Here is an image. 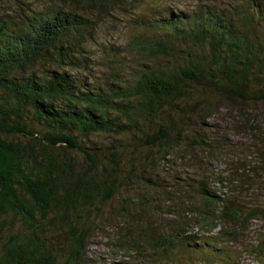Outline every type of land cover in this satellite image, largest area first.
I'll list each match as a JSON object with an SVG mask.
<instances>
[{"label":"trees","instance_id":"16d2710c","mask_svg":"<svg viewBox=\"0 0 264 264\" xmlns=\"http://www.w3.org/2000/svg\"><path fill=\"white\" fill-rule=\"evenodd\" d=\"M141 1L0 0V224L12 215L22 226L3 245L0 264L87 261L96 198L111 199L122 179L136 175L125 168L118 144L89 145L94 135L118 142L131 136L158 157L179 146L194 112L210 114L217 104L264 106V0L191 11ZM119 6L137 14L133 35L123 47L92 51L99 19ZM98 53L106 67L100 74L87 55ZM204 143L210 145L201 137L195 145ZM141 174L150 188L161 187ZM223 178L241 187L239 177ZM208 187L169 192L187 210L182 216L169 209L185 216L175 232L148 236L150 263L178 264L192 250L204 253L203 264H243L245 252L232 245L252 221H264V206L245 203L237 190ZM61 229L64 253L53 241ZM250 251L264 264L262 233Z\"/></svg>","mask_w":264,"mask_h":264},{"label":"rangeland","instance_id":"374dc122","mask_svg":"<svg viewBox=\"0 0 264 264\" xmlns=\"http://www.w3.org/2000/svg\"><path fill=\"white\" fill-rule=\"evenodd\" d=\"M230 1L142 0L141 3L191 11L200 4L226 5ZM40 2L41 0H32L34 5H39ZM135 15L137 14L133 11L124 12L121 6L110 10V13H104V17L97 23L92 51H97L94 49L102 46L123 47L134 33L131 20ZM87 55L91 62L96 63L94 66L99 67L95 70L98 74L106 70L97 60L101 58L99 53L93 57ZM233 107L217 104L210 114L207 110L192 113L182 129L179 146L170 149L166 155L162 151L158 157L150 153L144 142H137L131 136L123 137L118 142L116 137L94 135L88 141L93 147L118 144L117 150L121 155L119 157L124 160L125 168L129 167L128 171H134L136 175L130 180L126 177L122 179L115 187L111 199L103 200V194L96 198V208L93 210L91 222L88 223L90 238L87 261L83 264H172L170 259L161 263L159 260L150 263L153 259L148 252L151 251L148 236L152 232L155 235H164L183 223L185 216L180 219L169 209H177L180 212L176 211V214L181 213L183 216L188 205L183 203V206H179L177 201L171 200L170 191L186 190L192 193L203 182L206 187L211 186L216 191L220 188L223 191L237 190L245 203L264 206V106L238 103ZM201 137L208 140L210 145H195ZM18 139L22 144L27 143L24 138ZM52 154L55 156L57 151ZM75 160L76 167L81 169L84 166L82 157L76 156ZM131 161L134 166H131ZM141 173L154 178L161 187L157 189L147 186L140 181ZM223 177H239L242 180L241 187L224 184ZM187 213L188 217L192 215L190 211ZM6 219L9 224H0V252L11 233L22 232V226H19L16 217L9 215ZM61 230L60 234L53 237V241L59 247L58 250L62 249L64 253L66 247L62 245H66L67 235ZM259 233L264 235V221H252L250 232L232 245L233 250L245 252L240 257L241 263H258L249 255L250 250L258 243ZM142 241L145 245H141ZM203 254L189 250L183 256L179 255L181 262L178 264H203ZM152 255L154 258L159 256ZM160 256L163 258V253ZM62 261L63 259L60 260Z\"/></svg>","mask_w":264,"mask_h":264}]
</instances>
